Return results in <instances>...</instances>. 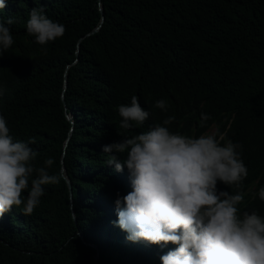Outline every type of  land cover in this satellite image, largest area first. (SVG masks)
Listing matches in <instances>:
<instances>
[{
	"label": "trees",
	"instance_id": "obj_1",
	"mask_svg": "<svg viewBox=\"0 0 264 264\" xmlns=\"http://www.w3.org/2000/svg\"><path fill=\"white\" fill-rule=\"evenodd\" d=\"M103 5L104 13L100 10ZM0 22L14 43L0 56L3 115L32 162L56 175L30 216L23 205L0 217V264H161L176 245L132 242L116 223L115 201L132 191L130 173L106 164L103 147L156 124L191 137L231 140L248 169L241 213L264 217V0H6ZM65 26L39 45L27 34L33 8ZM12 18L14 23L7 25ZM103 18V22H102ZM102 22L101 28L91 33ZM65 79L67 87L65 88ZM136 96L143 125L120 128V105ZM167 102V110L155 107ZM211 118L201 127V114ZM115 154V153H114ZM126 158V153L119 159ZM29 180V189L31 179ZM28 190L23 193L27 197Z\"/></svg>",
	"mask_w": 264,
	"mask_h": 264
},
{
	"label": "clouds",
	"instance_id": "obj_2",
	"mask_svg": "<svg viewBox=\"0 0 264 264\" xmlns=\"http://www.w3.org/2000/svg\"><path fill=\"white\" fill-rule=\"evenodd\" d=\"M6 6V0H0V9ZM13 23L12 18L7 20V25ZM26 31L37 44L46 45L62 37L66 29L40 7L31 9ZM13 43L10 27L0 22V56ZM5 91L0 86V97ZM155 107L166 111L168 105L161 99ZM118 113L122 129L143 125L149 117L136 96L130 105H120ZM210 118L202 113L201 127ZM174 119L169 116L163 125L103 147V153L109 154L107 165L117 172L126 165L130 173L132 191L123 197L118 194L115 201L117 225L127 232L129 241L176 245L160 257L161 264H264V217L256 211L241 215V191L231 194L217 189L218 182L242 187L248 175L238 151L242 146L231 140L221 143L223 136L174 133L167 127ZM34 143V138L14 140L0 115V217L21 205L23 215L30 216L44 194L42 186L62 178L63 169L56 175L48 172L53 158H47L42 167L34 166L37 153L29 146ZM125 153L126 158L119 159ZM258 196L264 201V187Z\"/></svg>",
	"mask_w": 264,
	"mask_h": 264
},
{
	"label": "water",
	"instance_id": "obj_3",
	"mask_svg": "<svg viewBox=\"0 0 264 264\" xmlns=\"http://www.w3.org/2000/svg\"><path fill=\"white\" fill-rule=\"evenodd\" d=\"M100 10H101L102 13H104V9H103V5H102V4H100ZM102 22H103V18H102ZM102 22H101V24H100L97 28H95L91 33H95V32H97V31L101 28V26H102ZM66 87H67V79H65V88H66ZM63 173H64V177L67 179V182H68V185H69L70 194H71V197H72V196H73V195H72V185H71L70 180H69V179L67 178V176H66L65 168H63ZM95 263L98 264V256H96Z\"/></svg>",
	"mask_w": 264,
	"mask_h": 264
},
{
	"label": "rangeland",
	"instance_id": "obj_4",
	"mask_svg": "<svg viewBox=\"0 0 264 264\" xmlns=\"http://www.w3.org/2000/svg\"><path fill=\"white\" fill-rule=\"evenodd\" d=\"M215 133V128L211 129L206 135H214Z\"/></svg>",
	"mask_w": 264,
	"mask_h": 264
}]
</instances>
